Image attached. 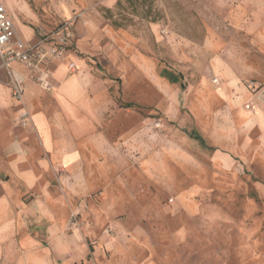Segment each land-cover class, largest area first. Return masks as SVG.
<instances>
[{"label":"rangeland","instance_id":"obj_1","mask_svg":"<svg viewBox=\"0 0 264 264\" xmlns=\"http://www.w3.org/2000/svg\"><path fill=\"white\" fill-rule=\"evenodd\" d=\"M3 2L31 45L69 38L0 60V264H264V0Z\"/></svg>","mask_w":264,"mask_h":264},{"label":"built area","instance_id":"obj_2","mask_svg":"<svg viewBox=\"0 0 264 264\" xmlns=\"http://www.w3.org/2000/svg\"><path fill=\"white\" fill-rule=\"evenodd\" d=\"M68 38L67 31H60L45 37L34 45L24 42L18 35L3 0H0V60L6 68L12 69L15 64H19L31 72L39 73L48 60L64 59V46ZM68 69L74 72L75 64H69ZM48 85L45 87L50 90L51 87ZM13 95L16 100H23L24 88L21 83L15 82Z\"/></svg>","mask_w":264,"mask_h":264},{"label":"crops","instance_id":"obj_3","mask_svg":"<svg viewBox=\"0 0 264 264\" xmlns=\"http://www.w3.org/2000/svg\"><path fill=\"white\" fill-rule=\"evenodd\" d=\"M15 25V24H14ZM15 29L20 36V38L31 45L32 41V34L29 29L24 28V26H20L19 28L16 27ZM23 33L26 34V38H23ZM19 65V64H15ZM21 66V65H20ZM57 73H62L60 70ZM18 80L21 81V79L18 77ZM24 88V87H23ZM28 89L24 90L25 94L27 95L28 92H30L31 87H27ZM62 89L67 88V84L65 83L62 87ZM29 90V91H28ZM28 96V95H27ZM10 99H11V90L9 88H6L2 83H0V120L3 119V117H6V115L11 116L10 113ZM6 136H13L14 132L13 131H3ZM25 151L21 150L19 153L16 155L14 159L11 160L10 162V170L11 174L14 177L15 182L18 181L20 182L24 187H26V190H32L33 187L37 184L38 182V174L37 172L32 168H24L26 165L25 161L26 158L23 155ZM11 177L10 179H5L2 181V184L7 185L11 184Z\"/></svg>","mask_w":264,"mask_h":264},{"label":"trees","instance_id":"obj_4","mask_svg":"<svg viewBox=\"0 0 264 264\" xmlns=\"http://www.w3.org/2000/svg\"><path fill=\"white\" fill-rule=\"evenodd\" d=\"M128 106H131V104H129ZM190 136H191V138H193L196 141H201L202 140V138L195 132H192L190 134ZM202 144H205V143L202 141Z\"/></svg>","mask_w":264,"mask_h":264}]
</instances>
